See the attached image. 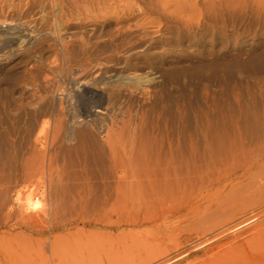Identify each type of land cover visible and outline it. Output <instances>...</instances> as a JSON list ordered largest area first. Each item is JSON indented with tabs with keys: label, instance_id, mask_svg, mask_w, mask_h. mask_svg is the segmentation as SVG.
I'll use <instances>...</instances> for the list:
<instances>
[{
	"label": "rangeland",
	"instance_id": "374dc122",
	"mask_svg": "<svg viewBox=\"0 0 264 264\" xmlns=\"http://www.w3.org/2000/svg\"><path fill=\"white\" fill-rule=\"evenodd\" d=\"M55 3L0 0V20L28 22L31 33L0 40V236L30 234L15 219L4 224L14 202L73 200L88 173L100 204L113 192L101 179L113 150L125 173L146 153L211 175L159 200L167 227L121 225L100 243L80 229L62 245L74 263L134 259L130 243L156 239L158 227L168 247L148 264L209 260L254 234L264 224L254 187L264 177V0ZM44 250L51 255L49 243Z\"/></svg>",
	"mask_w": 264,
	"mask_h": 264
},
{
	"label": "bare ground",
	"instance_id": "6f19581e",
	"mask_svg": "<svg viewBox=\"0 0 264 264\" xmlns=\"http://www.w3.org/2000/svg\"><path fill=\"white\" fill-rule=\"evenodd\" d=\"M47 1L56 4L57 0ZM22 24L24 26L6 19L0 20V40L3 39L8 43L24 41L25 38L22 37L31 33L23 32L27 28L28 22ZM11 29H14L13 35L7 33ZM96 111L102 110L97 109ZM262 157H264V150ZM103 162L106 168L101 179L106 180L104 186L113 192L108 195L104 192L100 204H91L95 178L90 173H88V182L85 184L83 193L72 192L73 200L70 198L67 200L63 195L64 199L59 197V199L49 201L41 207H32L24 201L14 202L11 205L13 211L6 214L4 224L8 225L15 219L14 224L28 228L30 234L19 240V236L4 231L0 236V264H76L74 260L64 256L62 245L66 239L79 236L80 233H83L80 229L85 230L87 227L92 229L89 233L99 235L98 243L102 241L101 238L119 237V235L114 236L112 231L119 229L121 225L137 227L159 221V226L160 223H164L167 227L168 222L163 219L166 210L162 208L163 205L160 204L162 201L159 200L163 197H172L174 190L181 186L188 185L193 188L206 176L209 178L211 175L208 169L204 170L195 162L187 166L186 170H182L181 166L174 165L169 159L158 154L151 158L146 153L142 154L126 173L124 172L125 161L118 157L115 150L106 153ZM33 168L31 169L34 170ZM212 168L219 170V165L213 163ZM254 187L258 193L264 194V177L255 182ZM33 193V188H29L28 195ZM151 199L156 203H153ZM32 209L37 210L33 211ZM48 220H52L50 224H47ZM151 229L155 228L151 227ZM60 230L67 232L58 235L56 232ZM165 230V227H158L155 233L156 239L145 236L143 241L130 243V246L136 247L135 250L138 251L139 256L121 264H148L150 259L159 253V250L164 246L168 247L167 244H161V240L166 238L164 234L166 235L167 231ZM159 235L162 236L158 238ZM46 243L50 245V256L44 250ZM29 244L32 245V250H29ZM246 244L249 247L246 248ZM158 245L161 246V249H157ZM173 245L178 246L180 242H175ZM98 246L102 248L101 244ZM149 248L156 250L149 251ZM169 263V260H164L155 264ZM176 264L182 263L179 261ZM184 264H264V224L257 227L256 232L246 237L241 244L218 252L212 259L206 260L199 257Z\"/></svg>",
	"mask_w": 264,
	"mask_h": 264
},
{
	"label": "clouds",
	"instance_id": "9594fccd",
	"mask_svg": "<svg viewBox=\"0 0 264 264\" xmlns=\"http://www.w3.org/2000/svg\"><path fill=\"white\" fill-rule=\"evenodd\" d=\"M33 211L37 210V209H32Z\"/></svg>",
	"mask_w": 264,
	"mask_h": 264
}]
</instances>
